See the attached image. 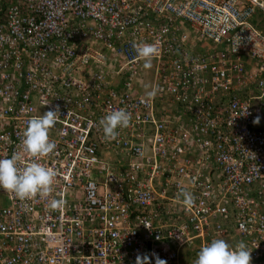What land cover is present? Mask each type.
<instances>
[{
    "label": "built area",
    "instance_id": "1",
    "mask_svg": "<svg viewBox=\"0 0 264 264\" xmlns=\"http://www.w3.org/2000/svg\"><path fill=\"white\" fill-rule=\"evenodd\" d=\"M134 43L159 49L147 86ZM57 105L49 197L0 190V264H193L214 238L264 264V0L2 4L0 158L30 163L27 122ZM120 108L130 126L106 140Z\"/></svg>",
    "mask_w": 264,
    "mask_h": 264
},
{
    "label": "clouds",
    "instance_id": "2",
    "mask_svg": "<svg viewBox=\"0 0 264 264\" xmlns=\"http://www.w3.org/2000/svg\"><path fill=\"white\" fill-rule=\"evenodd\" d=\"M133 48L140 58L144 60V67L150 68L152 59L158 55L157 44L134 43ZM145 85H148L144 70L141 72ZM149 97L155 95V89L147 92ZM60 116V108L57 105L54 109H49L41 115L34 116L27 122V127L23 132L21 143L24 151L34 159L27 165L21 167L19 161L22 159L19 153L13 152L10 158H0V190L13 193L20 201H25L36 197L45 199L52 191V185L56 172L39 162V158L46 157L54 152L57 145L50 140V129L57 123ZM131 113L123 108L109 111L99 120V125L103 129L104 139L115 140L119 133L117 129H125L130 126ZM260 117L256 116L253 123L259 124ZM177 199L182 198V203L191 208L195 203L194 195L184 188H180ZM65 201L61 199H49L47 207L52 210L63 208ZM146 227L151 228L147 224ZM114 237L118 233H113ZM252 251L249 250L245 242L239 241L233 246L224 239L214 238L210 243L201 247L197 254V259L193 264H251ZM155 264H167L157 254ZM135 264H151L148 254H138Z\"/></svg>",
    "mask_w": 264,
    "mask_h": 264
},
{
    "label": "crops",
    "instance_id": "3",
    "mask_svg": "<svg viewBox=\"0 0 264 264\" xmlns=\"http://www.w3.org/2000/svg\"><path fill=\"white\" fill-rule=\"evenodd\" d=\"M2 3L0 4V6L2 5V4H9V3H16V2H18V1H20V0H0ZM152 66L150 67V68H145L144 67V73H145V76H146V80L148 81V85H149V83L151 82V80H152ZM118 82H119V80H118ZM117 82V83H118Z\"/></svg>",
    "mask_w": 264,
    "mask_h": 264
},
{
    "label": "bare ground",
    "instance_id": "4",
    "mask_svg": "<svg viewBox=\"0 0 264 264\" xmlns=\"http://www.w3.org/2000/svg\"><path fill=\"white\" fill-rule=\"evenodd\" d=\"M141 69H142L141 71H143V70H144V63H143V64H141ZM115 85L118 87V86H120V83H118V84H115ZM226 241H227V242H231V243H232V245H233V242H234V240H232V241H231V240H226Z\"/></svg>",
    "mask_w": 264,
    "mask_h": 264
},
{
    "label": "rangeland",
    "instance_id": "5",
    "mask_svg": "<svg viewBox=\"0 0 264 264\" xmlns=\"http://www.w3.org/2000/svg\"><path fill=\"white\" fill-rule=\"evenodd\" d=\"M230 244H232L231 242H229Z\"/></svg>",
    "mask_w": 264,
    "mask_h": 264
}]
</instances>
